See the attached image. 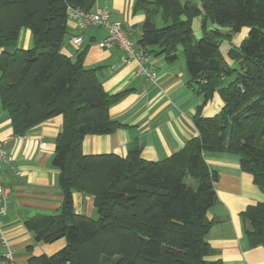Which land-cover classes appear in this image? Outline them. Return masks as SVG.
<instances>
[{"label": "trees", "instance_id": "trees-1", "mask_svg": "<svg viewBox=\"0 0 264 264\" xmlns=\"http://www.w3.org/2000/svg\"><path fill=\"white\" fill-rule=\"evenodd\" d=\"M94 4L0 0V104L13 135L62 119L51 160L61 207L25 225L36 243L65 244L26 264H210L204 237L214 223L207 213L217 201L218 175L208 168L206 153L236 156L263 194L241 218L250 247L264 248V0H135L133 13L144 15L139 38H130L136 49L168 63L181 50L187 86L201 98L192 118L198 136L161 161L143 160L137 147L125 157L82 152L86 136L120 128L108 112L124 95L104 91L96 69L84 67L87 49L75 58L61 53L69 33L67 8L89 12ZM195 18L204 33L199 38L192 31ZM209 26L215 29L207 32ZM244 27L246 38L227 54L234 63L229 66L221 42ZM22 30L30 33L29 48L19 47ZM214 94L222 107L204 117L202 108ZM73 193L93 198L95 219L74 211Z\"/></svg>", "mask_w": 264, "mask_h": 264}, {"label": "crops", "instance_id": "crops-1", "mask_svg": "<svg viewBox=\"0 0 264 264\" xmlns=\"http://www.w3.org/2000/svg\"><path fill=\"white\" fill-rule=\"evenodd\" d=\"M196 1V0H192ZM104 1L100 0L98 5ZM111 22L123 24L129 38L138 39L144 21L142 13H133L135 0H105ZM162 24L159 16L155 24ZM61 53L75 56L87 49L83 64L96 69L104 91L124 93L120 101L110 107L109 117L120 124L115 132L101 136H86L82 141L85 155L114 154L125 157L134 148L140 149L145 161H161L178 153L186 143L198 136L192 118L201 98L192 92L187 82L190 76L184 58L178 52L177 60L168 63L164 56L146 53L142 65L155 75L152 81L137 74V62L124 61L123 52L116 46L99 48L106 37L103 28L78 30L68 22ZM215 29L209 26L207 32ZM221 42L220 53L229 66L227 57L231 48H238L246 38L247 28ZM196 37L204 33L200 19L192 21ZM226 33L227 29H220ZM77 38L79 44L72 43ZM31 46L30 33L22 30L19 47ZM1 53V50H0ZM222 107L218 94L202 108V116L212 117ZM62 119L51 118L32 128L22 137L12 133L10 120L0 104V144L11 158L2 166V186L7 195L6 214L1 218L2 232L14 252L16 264H26L31 257L50 256L63 248L64 240L52 244L36 243L26 229V222L38 217L54 215L61 207L63 194L58 186V171L51 160ZM208 168L215 171L214 184L217 201L207 213L214 223L204 240L212 253L206 258L210 264H264V248H251L245 236L247 223L241 213L249 206L263 201V194L253 184L252 177L239 168L238 158L225 153H206ZM73 206L77 214L93 218V198L73 193Z\"/></svg>", "mask_w": 264, "mask_h": 264}, {"label": "built area", "instance_id": "built-area-1", "mask_svg": "<svg viewBox=\"0 0 264 264\" xmlns=\"http://www.w3.org/2000/svg\"><path fill=\"white\" fill-rule=\"evenodd\" d=\"M100 0H95L94 7L89 12H84L77 8L68 7L66 10L67 19L75 24L78 30H86L89 28H103L106 30V37L98 43L99 48L110 46L118 47L124 54V61H136L138 68L137 74L144 76L146 79L153 82L155 75L150 73L142 63L146 62V55L142 50L136 49L134 43L129 38L123 24L120 22H111L108 6L105 0L102 5H98ZM72 43L78 45L79 40L73 38ZM11 158L6 154L3 146L0 144V264H16L14 261V252L10 248L2 232L1 218L6 214L7 195L2 186V166L9 165Z\"/></svg>", "mask_w": 264, "mask_h": 264}, {"label": "rangeland", "instance_id": "rangeland-1", "mask_svg": "<svg viewBox=\"0 0 264 264\" xmlns=\"http://www.w3.org/2000/svg\"><path fill=\"white\" fill-rule=\"evenodd\" d=\"M157 27H162V24H160V23H157ZM243 29V28H242ZM244 29H246L245 27H244ZM240 31H242V30H240ZM180 55H181V57L183 58V55H182V53H181V50H180ZM93 218L95 219L96 218V215L94 214V216H93Z\"/></svg>", "mask_w": 264, "mask_h": 264}]
</instances>
